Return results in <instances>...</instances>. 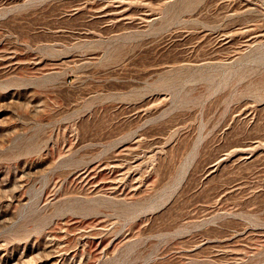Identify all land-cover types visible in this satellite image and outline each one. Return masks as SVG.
Listing matches in <instances>:
<instances>
[{"label": "rangeland", "instance_id": "obj_1", "mask_svg": "<svg viewBox=\"0 0 264 264\" xmlns=\"http://www.w3.org/2000/svg\"><path fill=\"white\" fill-rule=\"evenodd\" d=\"M0 264H264V0H0Z\"/></svg>", "mask_w": 264, "mask_h": 264}]
</instances>
